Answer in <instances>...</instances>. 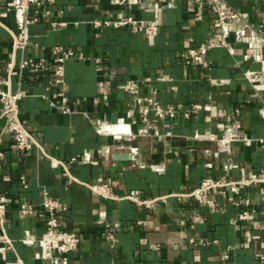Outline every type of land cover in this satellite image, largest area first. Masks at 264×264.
<instances>
[{
  "label": "crops",
  "instance_id": "0c3cea01",
  "mask_svg": "<svg viewBox=\"0 0 264 264\" xmlns=\"http://www.w3.org/2000/svg\"><path fill=\"white\" fill-rule=\"evenodd\" d=\"M9 1L0 0V78L13 55L10 33L17 31ZM222 1L249 29L241 41L230 35L226 47L212 49L207 47L220 33L209 0H157L144 9L111 0L47 5L50 16L30 26L29 45L15 53L17 63L44 60L45 70L23 73L19 85L26 92L19 102L20 121L41 149L17 150L0 121V194L8 200L0 224V264H48L35 258L48 219L40 206L45 195L66 205L56 215L58 229L80 237L68 264H264V184L238 187L257 209L251 222L237 221L239 210L217 190L192 195L203 179L249 180L264 171V148L256 144L233 143L228 155H214L227 123L238 122L253 139L264 133L259 113L264 84L250 85L244 78L246 71L261 69L260 62L244 56L264 54V44L248 47L252 35L255 40L264 35V0ZM120 13L154 23L157 34L93 24ZM57 46L75 56L63 63V85L47 90ZM201 49L203 63L184 58L188 50ZM17 87L13 77L11 91ZM145 97L174 116L151 114L142 123L144 105L138 101ZM121 120L134 134L150 126L149 136L96 132L98 124ZM227 160L232 169L224 168ZM97 184L109 185L116 198L96 196L89 186ZM148 201L154 202L140 204ZM22 203L34 205L36 215L21 218ZM3 233L10 249H4ZM110 233L117 239L113 249ZM200 238L208 244L190 243Z\"/></svg>",
  "mask_w": 264,
  "mask_h": 264
},
{
  "label": "built area",
  "instance_id": "2783aa9c",
  "mask_svg": "<svg viewBox=\"0 0 264 264\" xmlns=\"http://www.w3.org/2000/svg\"><path fill=\"white\" fill-rule=\"evenodd\" d=\"M151 1L157 0H111L112 3L117 5H130L139 9H144ZM201 1V0H191ZM211 3V9L216 15V21L214 28L219 31V37L216 42L209 43L207 49L215 47H226L228 45V38L230 35L234 36L236 41H241L245 35V30L249 27L242 22L240 15L228 7L222 0H209ZM54 3V0H10L8 7L14 14L15 24L17 31L11 34L12 38V59L6 65L5 78H0V121L3 122L2 133L10 135L12 141L17 150L28 152L32 149H41L33 136L26 129L25 125L20 121L19 102L26 96V92L19 87L22 74L27 72L30 74H37L45 70L43 59H20L17 63L15 60V53L17 51H23L30 42L29 28L31 25L38 23L42 19H46L50 16L51 10L47 7ZM155 5V4H154ZM233 23H238L239 28L234 29ZM94 26L99 27L101 25H111L117 27H130L133 32H143L149 37H154L157 34L158 28L154 23H144L143 21L136 20L133 16H124L121 13L117 15L113 21H94ZM62 25V24H61ZM51 26H55V23H51ZM264 44V35L258 34L257 39L251 36V41L248 43V47L251 48L253 43ZM203 49L199 51L188 50L184 55L187 61H194L197 63H203ZM53 61L56 67L53 71L54 79L51 80L46 89H50L52 85H63L64 78V66L63 63L66 58H74L75 54L71 49L63 50L62 47H54ZM77 58H81L78 55ZM246 60L253 59L260 62L261 69L259 71H246L244 78L250 85H254L257 82L264 84V54L259 55H246ZM15 77L17 79L16 91H11V79ZM126 89L131 93H136L135 88L131 85H127ZM64 101V99H63ZM144 106L140 108V116L142 123L147 124L148 117L153 114L155 117L164 118L165 116L173 117L174 113L172 109H164L151 97H145L138 101ZM262 118H264V106L259 111ZM123 121H119L116 125H104L98 124L96 132L99 134L109 135L113 137H125L127 139H136L149 136L148 129H139L138 133L134 134L129 124H123ZM224 135L221 139L217 140V152L214 153L215 157L220 154H229L230 146L233 143H242L245 146L256 144L261 148H264V133L258 138H251L245 134L241 125L238 122L227 123L223 127ZM4 157L3 152L0 151V162ZM157 168L156 166H153ZM225 169H232L233 166L227 161L224 164ZM158 170V169H156ZM21 184L25 185L23 178L20 179ZM252 184H264V171H259L253 175L249 180H233L229 182H223L219 179L206 178L200 182V185L195 189L192 195L202 197L211 191L217 190L221 196L225 197L230 205L238 209L236 220L239 222H251L255 219L257 209L250 201L238 194L239 186H249ZM91 191L98 197L112 200L115 199V195L112 189L107 184H97L89 186ZM7 197L4 194H0V224L5 215L4 207L7 203ZM154 201L141 202L140 204L148 205ZM206 204L210 207L214 206L213 201L207 200ZM40 206L45 210L48 219L45 225L44 235L39 240L40 252L35 254L36 259L47 260L48 264H68V255L74 253L80 244V237L76 232L63 231L57 227V213L63 212L66 209V205L59 200L51 199L45 195ZM36 207L31 204L22 203L20 205L19 214L21 218L31 217L36 215ZM198 219V217H196ZM3 231V229H2ZM109 248L113 249L117 243L116 236L113 233L108 234ZM2 240L5 244L4 249L11 248V242L6 237L5 233L2 234ZM31 242V240H28ZM215 242V241H213ZM191 244L198 246H206L208 241L203 238L191 239ZM260 256H258L259 258Z\"/></svg>",
  "mask_w": 264,
  "mask_h": 264
}]
</instances>
